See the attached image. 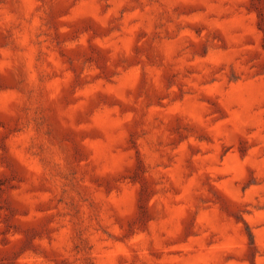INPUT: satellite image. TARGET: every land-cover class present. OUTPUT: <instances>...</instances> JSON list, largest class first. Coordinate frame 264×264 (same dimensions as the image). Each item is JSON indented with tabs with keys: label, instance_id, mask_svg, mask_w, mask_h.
Wrapping results in <instances>:
<instances>
[{
	"label": "rangeland",
	"instance_id": "1",
	"mask_svg": "<svg viewBox=\"0 0 264 264\" xmlns=\"http://www.w3.org/2000/svg\"><path fill=\"white\" fill-rule=\"evenodd\" d=\"M0 264H264V0H0Z\"/></svg>",
	"mask_w": 264,
	"mask_h": 264
}]
</instances>
